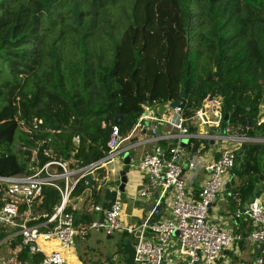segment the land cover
Masks as SVG:
<instances>
[{"label": "trees", "instance_id": "16d2710c", "mask_svg": "<svg viewBox=\"0 0 264 264\" xmlns=\"http://www.w3.org/2000/svg\"><path fill=\"white\" fill-rule=\"evenodd\" d=\"M136 1L0 0V175L32 173L52 158L68 157L76 133L81 140L75 157L87 165L107 154L114 124L122 136L131 131L144 112L142 104L160 116L168 100H181L183 115L190 118L208 93L221 99L224 113H231V130L264 135V0H175L176 29L183 36L148 29L137 19ZM158 44L163 52L152 63L148 57ZM171 62L173 75L168 72V77ZM150 76L152 94L142 99L139 84ZM35 119H42L36 128ZM18 121L30 132L20 131ZM161 143L173 145L176 139ZM192 146L190 139L187 149ZM243 146L244 154L237 151L232 168L239 183L228 189L241 208L259 194L258 183L264 180V143ZM33 148L37 154L31 162L28 150ZM86 184L87 177L80 179L72 192H84L81 205L67 207L84 235L95 217ZM59 201L57 190L44 188L36 208L40 216L32 223L45 220ZM251 229L244 218L236 232L246 236ZM10 233L1 226L0 240ZM124 240L106 258L109 263L118 257L132 263L133 251L126 256ZM20 242L18 235L9 247L16 249ZM240 245L244 249L245 242ZM40 258L26 246L16 253L20 264Z\"/></svg>", "mask_w": 264, "mask_h": 264}, {"label": "built area", "instance_id": "2783aa9c", "mask_svg": "<svg viewBox=\"0 0 264 264\" xmlns=\"http://www.w3.org/2000/svg\"><path fill=\"white\" fill-rule=\"evenodd\" d=\"M172 101L168 100L164 105L166 111L160 116L154 115L152 106L144 105V114L130 131L132 133L142 123L141 120L151 122L155 144L137 164L146 179L140 195L147 197L149 188L155 190V201L150 212L136 226L124 224L120 220L122 203L116 199L108 208L94 207V210L101 212V216L92 220L90 228L101 229L108 236L118 230L138 233L132 254L133 264H217L224 250L232 249L242 241L256 245L255 264H264V192L254 195L240 210L239 214L252 224L246 236L225 227L209 215L212 203L223 188L225 176L236 164L237 151L244 150V143L249 141L264 143V138L229 135L227 141H232V144L222 148L217 158L207 161L197 155L188 157V147L180 144L182 138L189 141L199 138L197 152H200L207 149L210 138L216 137L214 134L210 136L191 131L189 120L197 119L201 124L219 127L225 114L222 101L208 93L202 106L190 118L183 115L181 100L175 107H171ZM209 112L212 118L208 116ZM262 121L263 117L260 119ZM40 123L42 119H35L32 126L36 128ZM158 123L168 125L174 133L164 131L158 134ZM228 125L227 130H230ZM18 129L23 132L31 130L22 121H18ZM128 134L122 136L118 125L114 124L107 141V154L84 166L79 165V159L75 157L81 140L80 134L76 133L72 137L68 157L52 158L42 166H36L32 173L0 175V225L11 232L0 244L19 235V249L26 246L30 253L41 257L24 264H70L67 251L75 244L77 235L85 232L76 227L73 213L67 210L74 187L88 174L92 175L94 181L97 180L96 171L106 168L122 153L120 142L129 138ZM166 139H176V143L163 145L161 141ZM30 150L33 162L37 148ZM71 157L75 159L73 166L70 165ZM186 170L190 171V180L196 177V170L207 172L197 196L188 195ZM47 187L58 191L60 201L45 220L32 223L37 219L33 208L41 202L44 188ZM163 205L168 208L170 216L154 221ZM175 231H178L177 235Z\"/></svg>", "mask_w": 264, "mask_h": 264}, {"label": "crops", "instance_id": "0c3cea01", "mask_svg": "<svg viewBox=\"0 0 264 264\" xmlns=\"http://www.w3.org/2000/svg\"><path fill=\"white\" fill-rule=\"evenodd\" d=\"M173 99H171L172 101ZM142 104V103H141ZM146 104H142L141 106L144 107ZM166 111V110H164ZM163 113V112H162ZM144 114V112H143ZM262 118V117H261ZM264 118V115H263ZM189 122L192 125H195L197 127V130L194 131L196 133H201V134H206L212 136L213 133L209 130V126L211 124H201L198 122L197 119H191ZM151 122L149 120H145L143 124L139 123L138 127L132 131V133L128 134L130 135L129 138L124 139L122 142H120V147L122 149V153L118 155L115 160L114 164L111 163L110 169L112 170V175L113 177L110 179L109 175L106 176L105 168H101L96 171L101 172L100 175H103V179L108 177L106 180V183L101 186V182H99V179L97 178L98 181L97 184H95L93 181V187L91 189L86 187V191L88 193V203L90 205V210H93L95 206H100L102 208H108L116 199H119L122 203V209H121V216L120 220L124 224H132L136 226L139 222H142L145 217L148 215L150 212L151 208L154 205L155 201V190L154 188H149V196H141L140 191L144 188L146 184V179L144 175L140 172L139 167L137 166L139 160L144 156L145 153L151 150L153 145L155 144L154 141V136L151 131ZM168 132L170 134H173L174 131L172 128H169L168 125H163L162 123H158V129L157 133H163V132ZM226 134V133H225ZM229 135V134H228ZM236 135H245V134H239L236 133L233 136ZM247 136V135H245ZM247 137H257V138H264V135L262 136H247ZM211 139V138H210ZM172 139H166L163 141H169ZM193 141V145H194ZM249 142H255V141H249ZM163 144V143H162ZM232 141H227V140H216L214 143L208 142V147L207 149H203L200 152L192 153L191 149L189 150L191 154H187L188 157L191 155H197L199 157H202L205 160H212L214 158H217L219 156L220 151L222 148H224L226 145H231ZM163 145H168L163 144ZM130 151L131 152V161L130 164L125 165L123 164V159L122 156L124 154V151ZM218 155V156H217ZM217 156V157H216ZM125 170V174L127 176V181L124 186V190L121 191L119 189V184L121 180V175L120 171ZM190 171L186 170L185 175L187 178V190H188V195L190 196H197L198 192L201 189L202 183L204 179L207 176V172L203 170H196V177L193 180L189 179V173ZM236 171L230 170L227 175L225 176V182L223 185V188L228 192L227 200H224L220 202L218 200V196L215 199V201L212 203L211 208H210V218L214 220H218L221 222L222 225L225 227L232 229L236 231V227L238 224V221H242L245 217L240 213L241 207H240V200L236 199L235 197L230 198L231 192L228 190L229 186L231 185V188H235V186L239 183L238 178L236 177ZM102 179V180H103ZM101 180V181H102ZM111 180V182H108ZM228 183V186L226 184ZM264 186L263 180L258 183V188H262ZM222 188V190H223ZM105 191H102V190ZM221 190V193H222ZM94 192H97L98 195L94 196ZM84 193V192H83ZM83 193H80L76 196H73L70 205L72 206L73 209H77L82 203V199L84 196H82ZM37 207L34 206L33 208V214L35 218H38L40 216ZM95 211V217L94 218H100L101 212L100 211ZM170 216V212L166 205H163V208L161 209L160 214H157L156 217H154V221L159 219V218H165ZM93 218V219H94ZM97 231V232H103L101 229H95V228H90L87 231V234L84 235L83 233L78 234L77 236H81L82 238H85L90 235L92 231ZM138 233H127L125 230H118L116 231L113 235L107 236L108 238H113L115 241H118L122 238L125 237L123 248L127 252L126 256H129V252L133 251L134 244L137 242L138 239ZM10 241V240H9ZM9 241H5L9 245ZM249 242H245V247L244 249L241 248V245L239 244L238 246H234L232 249L229 250H224L217 262V264H228V262L231 260V258L234 257L236 259V255H233L234 252H240L244 251L247 248V244ZM251 249L249 253V261L248 262H243L242 259H238V264H249L251 262V255L255 256L256 252V245L251 244ZM12 253H14V260H16V253L19 250V245H17L16 249H10ZM116 250L115 247L113 248H96L94 246L90 247L88 244L84 243L82 246V250L79 251V247L77 245H73L71 248L68 249L67 251V257L70 262V264H90L92 262L97 261L98 264H118V261H121L123 264H127L126 261L121 260L118 257V261L114 263H109L106 258L109 257V253L114 252ZM81 252V253H80ZM90 253V254H89ZM17 261V260H16ZM133 264V263H131Z\"/></svg>", "mask_w": 264, "mask_h": 264}, {"label": "rangeland", "instance_id": "374dc122", "mask_svg": "<svg viewBox=\"0 0 264 264\" xmlns=\"http://www.w3.org/2000/svg\"><path fill=\"white\" fill-rule=\"evenodd\" d=\"M135 8H136L137 19L141 21L142 23H145L148 29L152 31H158L159 33H163L164 31H167V30H171L173 32L176 31L177 33L182 35V32L176 29L178 25V8L175 3V0H137L135 3ZM160 52H163V49L160 48V44H158L155 47V49L151 51L148 57V58H151L152 63H154V60H155L154 57H156ZM141 55L145 56L146 53H142ZM162 58H165V57L162 55ZM166 68H167V71H166L167 76L169 77V75H173V63L171 62L170 67L169 68L166 67ZM154 69H155V65H154ZM154 69L152 68L149 71H146L147 75H151L154 72ZM146 72L142 70L141 75L145 74ZM168 72H169V75H168ZM163 73L165 77L166 74L164 71ZM154 84L155 83L153 82V76H150L148 79L145 80V82H140L139 87L141 88H140L139 96L142 99H144L148 94H152L151 88L154 86ZM170 87L171 86H169V88ZM127 98L131 99L130 96H127ZM263 115H264V100L260 107V117H263ZM208 116L211 118L213 117L211 112L208 113ZM226 134L234 135L236 134V132L230 129L226 131ZM194 140L195 139H191V144H193ZM186 153L191 154L189 149L186 150ZM115 164L113 162V165ZM113 165L109 164V166H113ZM100 174L101 172H97L95 175L99 179V182H101V180L103 179V175H100ZM112 177L113 175L109 174V178L111 179ZM97 182L98 181H95L94 183L97 184ZM108 182H111V180H109ZM102 191H105V190L103 189ZM227 196H228V192L223 188L222 193L220 191L218 194V200L220 202L227 200L226 199ZM107 236L108 235L105 234L104 232H97L94 230L90 233L89 236L85 238H82L81 236L80 237L77 236L75 238V245L79 247V251L82 250V246L84 243L88 244L90 247L94 246L96 248L100 247V248H105V249L115 247L117 249V247L119 246L118 241H115L112 237L108 238ZM10 249L11 248L6 242H3L2 244H0V264H16L14 261V257H15L14 253H12ZM250 250H252L251 243H248L247 248L244 251H240V252L233 251L232 253L233 255H236V259H234V257L231 258L228 264H238L239 258L242 259L243 262H248L250 260L249 259ZM114 252H111L109 254H113ZM118 264H123V263L121 261H118Z\"/></svg>", "mask_w": 264, "mask_h": 264}, {"label": "water", "instance_id": "95a60500", "mask_svg": "<svg viewBox=\"0 0 264 264\" xmlns=\"http://www.w3.org/2000/svg\"><path fill=\"white\" fill-rule=\"evenodd\" d=\"M184 97L186 96V93L184 92ZM180 103L179 100H174L170 103L171 107H175L176 105H178ZM230 112H226L224 114V117H223V120L220 124L219 127H216V125L212 124L209 126V130L216 136V137H213L211 139H209L210 143H214L216 140H227L230 136L225 134L226 131H227V124L230 123ZM119 118L120 116L116 119V123L119 122ZM205 135V134H204ZM204 135L202 137H204ZM199 143H200V139L199 138H196L195 139V142H194V145L192 146V149H191V152L192 153H196L197 152V148L199 146ZM180 144L183 146V147H188V144H189V139L188 138H182L181 139V142ZM30 153H31V150L29 149L28 150ZM244 154V150H240V153L239 155H243ZM122 159H123V164L125 165H128L130 164V161H131V152L130 151H125L123 156H122ZM113 163V162H112ZM75 164V159L74 158H70V165L73 166ZM236 171V170H235ZM105 172H106V176L109 175V174H112V170L110 169V166L108 165L106 168H105ZM120 175H121V180H120V184H119V189L121 191L124 190V186H125V183L127 181V176L125 174V170H121L120 171ZM108 177L104 178L102 181H101V186H103L105 183H106V180H107ZM256 179H258V176H256ZM93 177L91 174H88L87 175V184H86V187L91 189L93 187ZM263 184H264V180H263ZM226 186H228V183L226 184ZM258 193L260 192H264V186L260 189L257 190ZM175 234L177 235L178 234V231H175ZM252 261H254L255 263V257L252 258ZM90 264H98L97 261L95 262H92Z\"/></svg>", "mask_w": 264, "mask_h": 264}, {"label": "flooded vegetation", "instance_id": "af4514ba", "mask_svg": "<svg viewBox=\"0 0 264 264\" xmlns=\"http://www.w3.org/2000/svg\"><path fill=\"white\" fill-rule=\"evenodd\" d=\"M0 230H1V226H0ZM1 241H2V240H0V242H1ZM251 257L253 258V257H256V256L251 255ZM249 264H255V263H254V261H252V259H251V262H250Z\"/></svg>", "mask_w": 264, "mask_h": 264}]
</instances>
